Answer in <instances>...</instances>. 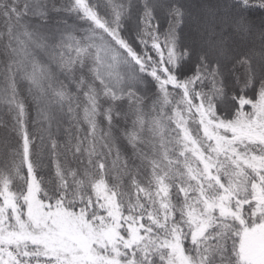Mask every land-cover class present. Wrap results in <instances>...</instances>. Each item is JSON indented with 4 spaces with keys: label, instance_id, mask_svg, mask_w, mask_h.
Segmentation results:
<instances>
[{
    "label": "snow or ice",
    "instance_id": "obj_1",
    "mask_svg": "<svg viewBox=\"0 0 264 264\" xmlns=\"http://www.w3.org/2000/svg\"><path fill=\"white\" fill-rule=\"evenodd\" d=\"M0 264H264V0H0Z\"/></svg>",
    "mask_w": 264,
    "mask_h": 264
},
{
    "label": "trees",
    "instance_id": "obj_2",
    "mask_svg": "<svg viewBox=\"0 0 264 264\" xmlns=\"http://www.w3.org/2000/svg\"><path fill=\"white\" fill-rule=\"evenodd\" d=\"M2 140H3V130L0 129V166L3 165V162H4V156H3V153L5 151L4 149V145L2 143Z\"/></svg>",
    "mask_w": 264,
    "mask_h": 264
}]
</instances>
